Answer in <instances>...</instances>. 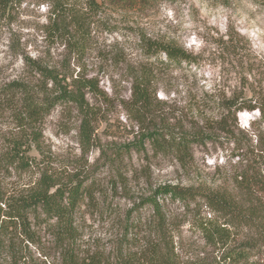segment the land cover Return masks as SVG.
I'll return each mask as SVG.
<instances>
[{"label":"rangeland","instance_id":"1","mask_svg":"<svg viewBox=\"0 0 264 264\" xmlns=\"http://www.w3.org/2000/svg\"><path fill=\"white\" fill-rule=\"evenodd\" d=\"M101 7L80 52L72 42L48 35L47 3L24 0L0 11V158L22 130L18 85L51 86L36 65L66 81L92 77L99 88L96 96L87 94L95 109L92 144L81 140L76 107L58 105L40 123V150L29 152L36 162L28 170L0 168V186L7 195L27 192L43 171L61 183L82 184L85 194L75 214L80 258L99 254L104 264L117 259L146 264L145 250L164 224L180 264H243L227 257L246 238L243 227H231L215 240L201 229L211 215L200 199L157 196L159 212L148 201L164 184L243 198L236 176L250 162L251 150L260 155L264 122L258 112L241 110L233 135L214 122L223 114L218 103L224 96L264 90V0H107ZM230 35L238 55L223 48ZM142 38L174 42L194 60L167 63L164 55L146 57ZM143 69L153 81L156 115L165 125L178 132L205 122L211 130L213 138L191 144L182 160L173 150L154 152L128 115L131 83ZM155 121L162 125L161 117ZM28 221L29 230L17 225L4 235L0 264H64L52 222L40 211Z\"/></svg>","mask_w":264,"mask_h":264},{"label":"trees","instance_id":"2","mask_svg":"<svg viewBox=\"0 0 264 264\" xmlns=\"http://www.w3.org/2000/svg\"><path fill=\"white\" fill-rule=\"evenodd\" d=\"M24 0H0V11L9 10ZM36 4L49 6L47 32L52 38L66 39L82 51L88 40L89 28L94 16L101 10L107 0H32ZM115 3L119 0H108ZM143 55L159 58L164 55L167 63L192 61L194 57L182 46L169 41H159L142 38ZM239 46L233 36H227L223 48L229 54L238 55ZM36 70L46 82L41 85L19 84L17 93L20 98L18 127L22 129L9 141L10 148L0 158V168L13 167L16 170H28L36 162L30 155L32 148L40 150V123L50 111L58 105H74L79 111L82 122L80 128L81 140L84 144H92V121L95 109L90 105L87 94L97 95L98 82L88 76L76 75L71 81H66L58 73L46 68ZM156 89L147 70L143 69L134 75L131 83V95L126 102V110L142 130V137L150 144L156 153L166 154L173 150L180 160L186 158L191 144H204L211 140V130L203 125H196L189 131H174L165 125L164 118L156 115ZM219 104L223 114L214 123L227 135L234 134L235 115L241 110L256 111L261 122H264V90L257 94L245 95L243 92H233L224 96ZM162 119L157 123V118ZM251 150L250 162L236 176V187L243 193V198L237 199L228 191H213L201 187H183L178 184H164L154 190L149 199L153 210L160 211L155 198L157 196L177 199L183 202L200 199L210 212L201 224V229L208 238L222 240L230 228L243 227L246 238L238 249H233L227 257L234 262L245 264H264V144H261L260 155ZM190 156V155H189ZM77 183H61L43 171L38 183L29 191L7 195L0 186V256L3 238L10 228L17 225L29 230V218L36 217L40 211L43 218L52 222L53 232L61 244L64 264H104L99 254L81 257L75 250L76 227L75 214L85 194ZM27 230V231H28ZM146 256L142 261L146 264H180L172 249V244L164 233V224L160 225L159 233L151 241ZM115 264H130L117 259Z\"/></svg>","mask_w":264,"mask_h":264},{"label":"clouds","instance_id":"3","mask_svg":"<svg viewBox=\"0 0 264 264\" xmlns=\"http://www.w3.org/2000/svg\"><path fill=\"white\" fill-rule=\"evenodd\" d=\"M193 42H195V40H193Z\"/></svg>","mask_w":264,"mask_h":264}]
</instances>
